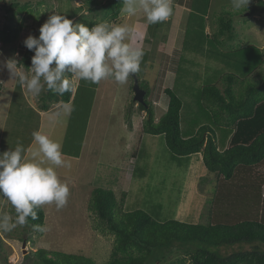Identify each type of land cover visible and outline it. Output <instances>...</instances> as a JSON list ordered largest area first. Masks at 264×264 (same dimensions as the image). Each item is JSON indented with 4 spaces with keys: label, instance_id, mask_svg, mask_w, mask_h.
<instances>
[{
    "label": "rangeland",
    "instance_id": "rangeland-1",
    "mask_svg": "<svg viewBox=\"0 0 264 264\" xmlns=\"http://www.w3.org/2000/svg\"><path fill=\"white\" fill-rule=\"evenodd\" d=\"M4 1H14L16 5L10 19ZM258 2L250 0L247 9L240 13L232 10L230 0H173L174 10L169 20L148 25L140 14L127 17L120 13L117 18L112 17L110 11L101 7L104 1L95 7L88 0H0V148L4 137H10L15 131H11L9 125L5 126L8 111L4 106L8 103L10 108L9 99H12L17 81L5 66L6 62L15 59L20 63L27 52L34 55L25 47L24 40L29 35L39 36L40 26L55 12L64 14L73 23H84L89 27L102 21L135 26L132 44L150 52L146 63L143 49V60L136 75L148 86L147 100L154 106L156 119L168 107L165 88H173L184 103L181 113L183 136L194 135L206 124L216 130L219 148L225 149L233 129L214 123L211 107L201 100L200 92L204 85L211 83L223 88V76L229 72L246 74L253 71L251 76L264 72V11L257 9L252 13ZM222 16L233 18L234 31L232 36H218L217 42L214 35ZM8 24L16 30L12 39L5 36ZM20 64L25 72L31 66ZM244 74L240 75L243 77ZM66 75L70 77L71 73L66 72ZM71 79L75 89L78 80ZM133 85V76L124 84L109 79L97 85L80 155L64 154L71 167L57 169L70 189L67 205L59 210L54 205L43 207L47 232L25 230V226L11 232L0 231L4 240L0 264H31L26 255L29 250L38 248L81 253L100 264L105 263L115 237L88 208L95 187L112 189L119 200L124 197L126 210L143 209L161 221L178 219L209 223L215 175L206 169L201 154L176 156L166 145L163 135L143 131L147 112L139 107V102L133 104ZM23 90L29 104L40 113L37 130L62 146L71 102H52L50 109L42 110L39 103L47 91L32 96ZM130 107L134 114L131 126H128L126 115ZM83 114L84 110L81 116ZM29 121L23 128V142L18 138L16 143L24 145L31 138ZM10 208L8 201L0 197V213L12 215ZM200 247L205 246L175 241L153 249L146 264H191L190 255ZM253 248L264 251V245L260 243L207 247L223 256Z\"/></svg>",
    "mask_w": 264,
    "mask_h": 264
},
{
    "label": "trees",
    "instance_id": "trees-1",
    "mask_svg": "<svg viewBox=\"0 0 264 264\" xmlns=\"http://www.w3.org/2000/svg\"><path fill=\"white\" fill-rule=\"evenodd\" d=\"M102 1L104 4L101 7L117 18L120 14V0H88L95 7ZM15 6L14 1H4L9 19L13 17ZM257 9L264 11V0H259L252 13ZM7 26L5 36L12 39L16 30L10 24ZM233 31V18L222 16L218 20V30L214 33V38L216 40L218 36H232ZM32 56L31 53H25L20 63L30 66ZM251 74L252 71H249L242 77L227 73L223 76V88L211 83L204 85L200 92L201 100L211 107L210 115L214 123L234 130L230 144L225 149L219 148L216 130L206 124L201 125L194 135L183 136L181 113L184 103L173 88H165V94L169 98L168 107L156 119L154 106L147 100L148 86L139 80L140 86L147 92L145 104H138L147 112L143 131L163 135L166 145L176 156L201 154L206 169L215 175L210 221H161L143 209L126 210L124 197L119 200L112 189L95 187L91 192L88 208L115 237L109 259L103 264H146L153 249L166 247L175 241L194 242L205 246L190 255L191 264H264V251L258 248L240 250L225 256L207 249L208 246L238 243L264 245V72L255 76ZM240 80L243 81L242 84L239 83ZM97 85L78 80L75 89L73 87L70 93L58 96L47 91L41 97L39 108L42 110L50 109L49 103L52 102H71L70 117L62 144V151L66 155H80ZM82 110L85 114L81 116ZM133 114L132 107L128 108V126H131ZM40 118V113L29 104L23 87L16 81L5 123L6 127L9 125L11 131H15L11 132L10 137H4L0 152L14 149L18 138L23 142V128L30 119L27 126L31 129V138L24 144L29 149L33 141L32 133L37 131ZM10 212L15 216L12 206ZM38 216L37 220L29 218L25 230H36V225L45 224L44 208L38 210ZM3 243L4 240L0 237V251ZM26 256L31 264H100L81 253L46 248L29 250Z\"/></svg>",
    "mask_w": 264,
    "mask_h": 264
},
{
    "label": "clouds",
    "instance_id": "clouds-1",
    "mask_svg": "<svg viewBox=\"0 0 264 264\" xmlns=\"http://www.w3.org/2000/svg\"><path fill=\"white\" fill-rule=\"evenodd\" d=\"M120 13L127 17L142 15L148 25L163 23L173 14V0H120ZM233 11L247 9L250 0H230ZM135 26L102 21L89 27L73 23L64 14L52 12L39 28V36L29 35L25 47L34 52L31 66L23 71L15 59L6 67L19 85L32 96L44 91L58 96L70 93L73 79L99 84L114 80L124 84L140 71L142 47L134 46ZM66 72L71 73L67 76ZM34 148L20 142L14 149L0 152V197L15 212L0 213V231L11 232L31 220L39 219L38 210L54 205L57 210L68 203L70 189L57 169L70 168L59 141L41 131H33ZM44 233L45 225H36Z\"/></svg>",
    "mask_w": 264,
    "mask_h": 264
},
{
    "label": "water",
    "instance_id": "water-1",
    "mask_svg": "<svg viewBox=\"0 0 264 264\" xmlns=\"http://www.w3.org/2000/svg\"><path fill=\"white\" fill-rule=\"evenodd\" d=\"M133 78H134L133 90L135 92L134 99L137 102H139V103L145 104V94H146V90L143 89L140 86V81H139V79H138V77H137L136 74L133 75Z\"/></svg>",
    "mask_w": 264,
    "mask_h": 264
},
{
    "label": "crops",
    "instance_id": "crops-1",
    "mask_svg": "<svg viewBox=\"0 0 264 264\" xmlns=\"http://www.w3.org/2000/svg\"><path fill=\"white\" fill-rule=\"evenodd\" d=\"M138 41H139V39H138ZM148 46V45H147ZM144 49V48H143ZM145 50V49H144ZM145 55H146V60H145V62L147 63V61H149V58H150V52H149V50H145ZM143 60V59H142ZM146 63H144V65H146ZM253 72V71H252ZM229 73H235V74H237L236 72H229ZM240 74H244V73H238L237 75H240ZM240 76H242V75H240ZM13 91V90H12ZM12 94V93H11ZM12 96V95H11ZM9 100H11V98L9 99ZM8 100V101H9ZM7 101V102H8ZM8 103H6V106H4V107H6V108H4L3 106H2V108H4V109H6L7 111H8ZM233 132H234V130L232 131V133H231V136H232V134H233ZM217 139H218V136H217ZM230 140H231V138H230ZM33 144L34 143H32L31 145H30V147L29 148H32V146H33ZM229 144H230V141H229ZM229 144H228V146H229ZM227 146V147H228Z\"/></svg>",
    "mask_w": 264,
    "mask_h": 264
}]
</instances>
